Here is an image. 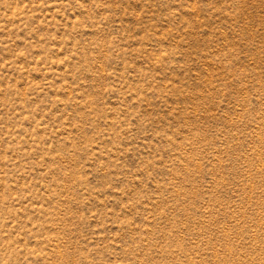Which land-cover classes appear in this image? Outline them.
I'll return each mask as SVG.
<instances>
[{
	"label": "rangeland",
	"instance_id": "obj_1",
	"mask_svg": "<svg viewBox=\"0 0 264 264\" xmlns=\"http://www.w3.org/2000/svg\"><path fill=\"white\" fill-rule=\"evenodd\" d=\"M0 264H264V0H0Z\"/></svg>",
	"mask_w": 264,
	"mask_h": 264
}]
</instances>
